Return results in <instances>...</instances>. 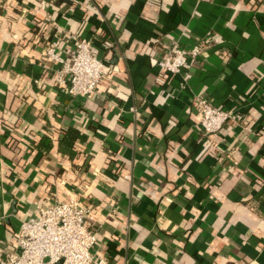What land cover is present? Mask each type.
Wrapping results in <instances>:
<instances>
[{
  "label": "crops",
  "instance_id": "obj_1",
  "mask_svg": "<svg viewBox=\"0 0 264 264\" xmlns=\"http://www.w3.org/2000/svg\"><path fill=\"white\" fill-rule=\"evenodd\" d=\"M55 35L103 60L91 97L54 83ZM198 98L237 120L203 136ZM69 197L108 264H264V0H0V260L36 204Z\"/></svg>",
  "mask_w": 264,
  "mask_h": 264
},
{
  "label": "built area",
  "instance_id": "obj_2",
  "mask_svg": "<svg viewBox=\"0 0 264 264\" xmlns=\"http://www.w3.org/2000/svg\"><path fill=\"white\" fill-rule=\"evenodd\" d=\"M58 44L55 35L45 50L47 58L56 65L54 83L71 97H91L108 75L103 60L92 53L89 40L75 38L67 57L55 52ZM206 47L205 40H198L189 48L173 43L156 62L159 74L180 73L186 62L195 61ZM196 104L203 136L215 134L227 122L237 120L205 98H198ZM95 221L93 207L73 197L38 203L32 214L21 221L14 244L0 264H108L96 252L99 237Z\"/></svg>",
  "mask_w": 264,
  "mask_h": 264
},
{
  "label": "trees",
  "instance_id": "obj_3",
  "mask_svg": "<svg viewBox=\"0 0 264 264\" xmlns=\"http://www.w3.org/2000/svg\"><path fill=\"white\" fill-rule=\"evenodd\" d=\"M68 134H69L68 136L70 137V136H71V132H70V133H68ZM73 134H74V132H73Z\"/></svg>",
  "mask_w": 264,
  "mask_h": 264
},
{
  "label": "water",
  "instance_id": "obj_4",
  "mask_svg": "<svg viewBox=\"0 0 264 264\" xmlns=\"http://www.w3.org/2000/svg\"><path fill=\"white\" fill-rule=\"evenodd\" d=\"M56 264H60V262H57Z\"/></svg>",
  "mask_w": 264,
  "mask_h": 264
}]
</instances>
